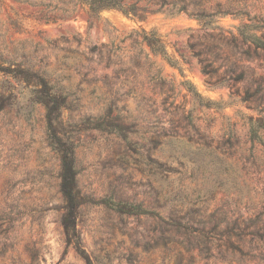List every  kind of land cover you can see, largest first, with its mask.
<instances>
[{"label": "rangeland", "instance_id": "obj_1", "mask_svg": "<svg viewBox=\"0 0 264 264\" xmlns=\"http://www.w3.org/2000/svg\"><path fill=\"white\" fill-rule=\"evenodd\" d=\"M122 2L144 17L0 0V264H86L61 225L45 110L4 74L20 68L67 94L57 126L75 146L76 228L93 264H264V0ZM215 10L217 27L201 28L195 14ZM245 23L263 47L243 41ZM107 196L157 215L87 201Z\"/></svg>", "mask_w": 264, "mask_h": 264}, {"label": "trees", "instance_id": "obj_2", "mask_svg": "<svg viewBox=\"0 0 264 264\" xmlns=\"http://www.w3.org/2000/svg\"><path fill=\"white\" fill-rule=\"evenodd\" d=\"M87 6L89 16L100 20V12L105 9H118L124 14L132 13L139 18L144 17L145 8H137L133 4H126L122 0H79ZM183 1V0H181ZM182 10L186 11L184 6L179 8L169 9V13H176ZM140 11V12H139ZM221 16L220 11L215 10L208 13L203 11L195 14L199 25L203 29H215L217 27L218 17ZM257 25L242 24L241 35L244 42H249L255 47H263L260 36L257 35ZM140 44H145L149 47L153 54H159L165 58L171 65L175 66V60H172L165 48L160 35L150 30L145 32L142 30ZM264 49V47H263ZM245 52L248 53V50ZM5 71V70H4ZM160 74L159 70L157 71ZM5 75H10L11 78L30 84V102L40 104L45 110L46 120V135L50 146L56 150L60 157V191L64 198V212L61 217V225L63 227L66 243L72 246L84 259L86 264H93L91 258L86 253L81 244V236L76 228V218L79 205L84 202V198L80 195L76 185L77 168L75 164V146L67 138H63L58 131V120L61 114V109L65 106L66 96L58 86L52 84L47 78L36 71L26 69H13L4 72ZM4 104L0 103V109ZM122 133V132H121ZM252 137L256 135V131L252 130ZM125 135V134H123ZM90 204L104 205L111 210L120 214L126 215H157L155 211L147 209L141 203L116 201L110 196L102 197L98 200H87ZM6 229H4V232ZM3 251V250H2Z\"/></svg>", "mask_w": 264, "mask_h": 264}]
</instances>
